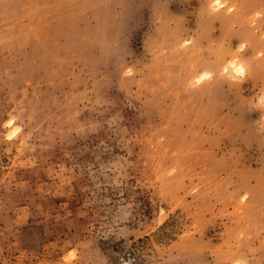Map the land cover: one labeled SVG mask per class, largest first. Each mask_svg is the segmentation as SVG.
<instances>
[{"label":"rangeland","instance_id":"1","mask_svg":"<svg viewBox=\"0 0 264 264\" xmlns=\"http://www.w3.org/2000/svg\"><path fill=\"white\" fill-rule=\"evenodd\" d=\"M0 264H264V0H0Z\"/></svg>","mask_w":264,"mask_h":264}]
</instances>
